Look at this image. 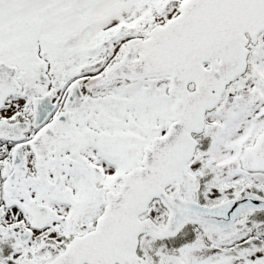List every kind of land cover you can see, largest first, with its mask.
Segmentation results:
<instances>
[{
	"label": "snow or ice",
	"instance_id": "1",
	"mask_svg": "<svg viewBox=\"0 0 264 264\" xmlns=\"http://www.w3.org/2000/svg\"><path fill=\"white\" fill-rule=\"evenodd\" d=\"M0 264H264V0H0Z\"/></svg>",
	"mask_w": 264,
	"mask_h": 264
}]
</instances>
